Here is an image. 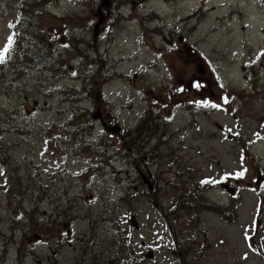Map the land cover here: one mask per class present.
<instances>
[{"label":"rangeland","instance_id":"rangeland-1","mask_svg":"<svg viewBox=\"0 0 264 264\" xmlns=\"http://www.w3.org/2000/svg\"><path fill=\"white\" fill-rule=\"evenodd\" d=\"M37 1L0 0V52L11 31L25 51L22 33L32 29L66 66L61 78L18 79L0 63V122L9 128L0 141L7 171H17L9 181L0 165V264H83L89 255L106 264H264V4ZM77 39L91 43L85 60L68 43ZM94 52L106 59L103 107L83 81ZM72 89H84L78 110L62 101ZM23 115L38 127H16ZM132 127L154 134L135 166L121 146ZM180 193L187 210L183 198L177 209ZM37 201L40 217L21 219ZM156 204L170 209L168 221Z\"/></svg>","mask_w":264,"mask_h":264},{"label":"trees","instance_id":"trees-1","mask_svg":"<svg viewBox=\"0 0 264 264\" xmlns=\"http://www.w3.org/2000/svg\"><path fill=\"white\" fill-rule=\"evenodd\" d=\"M38 2V1H37ZM40 5L41 4H45L46 0H42L41 2H38ZM119 16V15H118ZM29 20V19H28ZM63 21L65 23H67V19L64 18ZM23 38L25 40L29 41V48H27L25 51H21L20 50V45L19 43L22 41V38L19 36L18 40L15 37V40L11 43V46L8 47V51L5 52V54L9 53V55L11 54L12 51L16 50L15 53H12V56L9 58H6V56H4V60L6 61L8 60L10 65H12L10 68V70L12 71V77H18L21 78L20 76H22V78H30V77H34V76H43L45 79H48L50 77H58L61 78V69H63L66 65L65 62H54L49 55V47H48V42L44 39L43 35H39L38 33H32V29H27V31H24V33H22ZM18 36V35H15ZM79 40V39H77ZM72 45L73 43V49L77 52L78 55L76 56V60L79 59H87V55L88 52L90 53V47H91V43H87L83 46V48H85L83 50V48H81L83 45V43H81V41H71L68 42ZM76 45V46H75ZM16 47V48H15ZM97 51V50H96ZM69 52L67 49L64 50V54ZM62 54H60L61 56ZM69 55V54H68ZM73 56V55H72ZM72 56H68L69 58H71ZM90 57V56H89ZM74 60V59H73ZM91 61V65L89 66V73L88 75H86V78H83V81L89 80V87L91 85H93L95 87V99H97L98 104L100 105V107L104 106L103 103V97H102V93L100 94L104 84L107 83V79L108 76L106 74V70L107 67L105 65L106 63V59L104 57H102L99 53L94 52L92 54V60ZM82 62V61H81ZM101 64V65H100ZM81 67V66H79ZM0 69L3 70L4 67L0 66ZM66 71V70H64ZM93 75L96 76L95 78H93ZM260 75H262V73H258L255 75V78L260 77ZM258 80V79H257ZM95 82V84H94ZM255 89V88H254ZM84 89H82L80 92H78L75 89L69 90V91H63L62 92V101L65 102H70V104L74 107H76L75 105H78L82 102V95L84 96L85 94L83 93ZM252 91V89H251ZM90 93V92H89ZM82 94V95H81ZM64 95V96H63ZM101 95V97H100ZM182 96H184L182 94ZM94 99V98H93ZM101 99V100H100ZM105 102V101H104ZM98 108H100L99 106H97ZM77 108V107H76ZM78 110V108H77ZM79 110H81L79 108ZM87 115H89V113H84V115H80L82 120H89L86 119ZM18 124L16 125V127L19 128H29L30 130L34 129L35 127H38L34 122H32L31 117H26V116H22L21 118L18 119ZM91 124V123H90ZM74 128L76 129L77 126L80 127H84V125H82L81 120H76L74 124ZM9 128H7V126H5V123H1L0 122V134H2L4 132V130H8ZM88 129H90V127H88ZM87 129V130H88ZM149 128H143V129H136V127H132L131 130H126V132H124L122 134V136L124 137V140L126 141V145L122 146V148L124 149V147H129V152L128 151H123L122 156L126 159L127 162L130 163V165H136V161L138 159H140V154L143 151V139H149L150 137L154 136V134L151 132L152 130ZM72 134V131H69ZM7 148L8 145L7 143H3L0 141V165L1 168L5 170V179L11 181L10 177L17 175V171L15 170H11V171H7L8 167H11V163L12 160L9 158V156H7ZM155 151L152 149L151 150V158L154 157ZM93 169V168H92ZM197 191V190H196ZM126 194V192H125ZM153 194V191L149 194V196H151ZM179 195V204H181L182 202V195L181 193L178 194ZM177 195V197H178ZM196 195V193L194 194V196ZM197 195H199V193H197ZM191 197V198H190ZM185 198L187 200H191L190 202H192V204H196L197 206H194V208L196 209L200 203L199 198L193 197L191 196L190 193H188L187 196H185ZM126 199V196H123V200ZM182 208L177 207V209L179 210H187L188 209V205L184 202V198H183V204ZM38 201L33 203H30L27 207L31 208V211H28L27 213L24 211L22 212L20 210V215H21V219L24 217H26V219H30L32 222H34L38 217H40V214L38 212ZM156 208L158 209V211L161 213L162 217L167 220V213L169 212L170 209H165L163 207H161L159 204L155 205ZM203 207V206H200ZM168 221V220H167ZM128 236H124L125 240H127ZM112 240H114V242L116 243L117 241V237L112 234ZM125 243V242H124ZM124 245V244H123ZM122 245V246H123ZM83 264H106L105 261H101L99 260V258L97 257H92V255H89L87 257V259L83 262Z\"/></svg>","mask_w":264,"mask_h":264},{"label":"water","instance_id":"water-1","mask_svg":"<svg viewBox=\"0 0 264 264\" xmlns=\"http://www.w3.org/2000/svg\"><path fill=\"white\" fill-rule=\"evenodd\" d=\"M179 41H181V39H180ZM115 133H117V132L115 131ZM220 186H221L224 190H226L230 195L233 194V190H232V189H229V186H228L227 184H221ZM130 225H131L132 227H134L135 229H138V224H137V222L135 221V218H134L133 216H132L131 219H130ZM147 257H148V258H152V253L148 254Z\"/></svg>","mask_w":264,"mask_h":264},{"label":"flooded vegetation","instance_id":"flooded-vegetation-1","mask_svg":"<svg viewBox=\"0 0 264 264\" xmlns=\"http://www.w3.org/2000/svg\"><path fill=\"white\" fill-rule=\"evenodd\" d=\"M141 2H143V3H144V2H146V3H151L152 0H141ZM259 2H262V3L264 4V0H259ZM102 3H103V4H106L107 7H109V6L112 4V1H111V0H106V1H103ZM143 3H142V4H143ZM98 12H99V13L101 12V9H100V8H98ZM145 145H147V144L143 143V147H144ZM135 182L138 183V179H137V178L135 179Z\"/></svg>","mask_w":264,"mask_h":264},{"label":"snow or ice","instance_id":"snow-or-ice-1","mask_svg":"<svg viewBox=\"0 0 264 264\" xmlns=\"http://www.w3.org/2000/svg\"><path fill=\"white\" fill-rule=\"evenodd\" d=\"M11 43H12V37H9L8 38V47L11 46ZM8 47H6L3 52H0V63L3 62V60H4V52L8 51ZM213 107H218V106L217 105H213ZM241 175H243V174L241 173Z\"/></svg>","mask_w":264,"mask_h":264}]
</instances>
